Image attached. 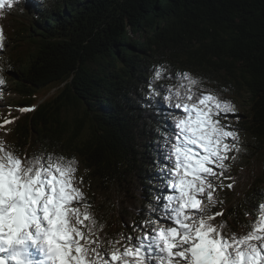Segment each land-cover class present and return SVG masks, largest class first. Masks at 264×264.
I'll list each match as a JSON object with an SVG mask.
<instances>
[{
	"label": "trees",
	"instance_id": "1",
	"mask_svg": "<svg viewBox=\"0 0 264 264\" xmlns=\"http://www.w3.org/2000/svg\"><path fill=\"white\" fill-rule=\"evenodd\" d=\"M1 16L0 95L8 90L16 109L1 121H14L7 143L21 157H75L106 236L137 235L133 222L149 219V202L168 194L162 133L173 130L175 110L146 98L159 65L166 76L191 73L235 105L229 122L242 151L212 210L245 231V212L254 217L264 202V0H18ZM21 46L29 50L20 55ZM20 107L34 110L20 117Z\"/></svg>",
	"mask_w": 264,
	"mask_h": 264
},
{
	"label": "snow or ice",
	"instance_id": "2",
	"mask_svg": "<svg viewBox=\"0 0 264 264\" xmlns=\"http://www.w3.org/2000/svg\"><path fill=\"white\" fill-rule=\"evenodd\" d=\"M17 2L0 0V12ZM4 41L0 28V50ZM166 72L154 67L146 98L162 97L175 110L168 116L173 130L162 133L167 164L160 172L168 194L149 202V219L133 222L138 234L105 235L80 187L75 157L43 150L21 157L0 140V264H264V202L254 217L245 212L252 219L241 234L229 228L223 210H212L222 204L223 179H231L229 162L242 151L239 129L229 122L235 105L191 73ZM164 80L173 82L157 86Z\"/></svg>",
	"mask_w": 264,
	"mask_h": 264
},
{
	"label": "rangeland",
	"instance_id": "3",
	"mask_svg": "<svg viewBox=\"0 0 264 264\" xmlns=\"http://www.w3.org/2000/svg\"><path fill=\"white\" fill-rule=\"evenodd\" d=\"M7 21L8 20L3 18L2 16L0 17V28H2V30H4L5 33L7 32V28H6ZM28 50H29L28 48L25 49L24 46H21V48L18 50V54H20V55L24 54ZM12 99H14V96L12 94H10L8 90H6L4 94L0 95V123L2 121V118L7 113H9V112L12 113V112L16 111V109H11L10 102H11ZM246 109H247L246 103H238V110H239V112L241 114H243L246 111ZM17 110H19V109H17ZM17 112H18V116H20V117L23 116L26 113V112H21V111H17ZM12 123H9V124L4 125L3 127H0V140H4V141L8 140V130H7V128L9 126H12ZM161 150L162 149H160V151ZM166 190L168 191V189H166Z\"/></svg>",
	"mask_w": 264,
	"mask_h": 264
}]
</instances>
